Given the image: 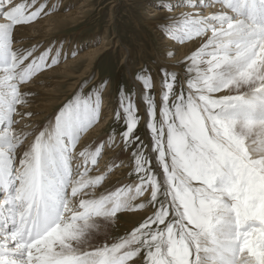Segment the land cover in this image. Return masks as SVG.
<instances>
[{"label": "snow or ice", "instance_id": "obj_1", "mask_svg": "<svg viewBox=\"0 0 264 264\" xmlns=\"http://www.w3.org/2000/svg\"><path fill=\"white\" fill-rule=\"evenodd\" d=\"M30 3L0 0V264H264V0L156 5L162 38L206 39L185 58L187 91L176 93L178 73L161 68L159 121L153 78L141 69L150 146L135 135L138 109L121 90L122 140L125 149L136 144L138 182L99 196L105 177L90 172L103 143L80 144L99 118L98 88L46 126L19 127L33 115L26 86L58 63L50 48L14 47L15 30L44 9ZM217 4L211 15L200 11ZM179 7L196 11L177 17ZM149 207L129 234L96 243L118 213Z\"/></svg>", "mask_w": 264, "mask_h": 264}, {"label": "rangeland", "instance_id": "obj_2", "mask_svg": "<svg viewBox=\"0 0 264 264\" xmlns=\"http://www.w3.org/2000/svg\"><path fill=\"white\" fill-rule=\"evenodd\" d=\"M14 2L29 3L31 9L30 0H14ZM168 2L169 0H36V6L38 7L43 4L44 9L36 20L23 26H34L30 31H33L35 35L43 36V39H46L43 41L44 43L41 42L38 46L33 43L34 37L29 39L19 37L17 34L19 30L17 29L22 26L18 27L14 32V36H17V39L15 38L14 41V47H19L17 46V41L23 40L26 45L21 46V48L35 47L37 54L50 48L52 50L51 57H58V63L37 73L36 76L49 70L51 71L54 67L61 65L67 60H76L63 72L59 71L60 73L45 75V81L41 82L44 88L41 90L42 93L40 91L35 92L31 90V99L35 101L30 99L28 109L34 113L33 115L39 114L37 111H40L32 107L33 105L38 107L45 105L44 107H49L50 109L47 114L43 112V116L48 115V117L44 118L42 116L40 118L41 120H38L41 121V123H39L36 129H39L40 126H46V123L51 120V118L53 119L54 115L58 113L68 101L78 96L86 98L90 92L94 94L97 88L102 92L99 118L82 137L90 133V130L97 125L101 123L105 124L104 122H106L108 116L105 115L101 118L100 115L103 111V106L106 105L108 106L107 110L110 111L109 113L112 115L110 116L111 119L103 126L104 128L98 137L99 139L102 137L101 141L95 138V140L93 139L88 143L89 146L91 142H98L99 145L101 142L103 143L101 155L98 158L99 161L97 165L93 167V170L100 167V160L104 154H110L108 149H118L117 154L120 156L112 166L107 170H103L105 173L101 175H103L105 179L96 188L102 190L105 188L104 190H106V184H109L108 186L112 184V175L121 163H126L128 167L125 170L126 173L124 174L123 171L124 175L120 174L123 177L117 179L111 188L107 190L113 192L119 187L138 182L137 174L134 171V157L132 155L136 144L134 143L125 149L122 140L125 121L123 112L121 111V90L123 89L125 94L131 95L133 103L138 109L136 114L139 120L134 133L140 137L144 145L148 146L151 144V133L147 128L149 117L147 106L143 99L145 90L142 81L137 79L138 75L141 73V69L147 70L153 78V88L149 90V94L153 95L157 105V121L161 118L159 110L162 107V95L164 91L161 68H167L169 71L178 73L177 84L174 89L176 93L180 91L181 85H183L185 91H187L188 74L185 71V58L190 56L192 52L187 55L183 54L184 52L180 49V46L186 42L194 43L204 38H194L184 42L174 40L175 42H171V45H169L170 42L164 43L165 39L162 38L157 28L153 29V27H151V22L159 21L162 14L157 16V13L151 11L150 6L156 7V5ZM171 2H176V0H171ZM187 9L188 7L176 8L173 15L179 17L180 14L178 13L188 12ZM219 10L220 7L217 4L214 7L203 9L201 12L206 15H211L213 12ZM70 11H78L80 13H78L77 18L68 19V21L58 17L59 15H69L71 13ZM52 14L54 16H52ZM44 19H50V24L45 23L46 21H42ZM103 42L107 50L104 49L102 51L103 53L101 52L94 62V66L92 65V67L89 68L88 63L90 57H84L83 55L90 47L93 49L104 45ZM169 53H171V55H169ZM80 55L82 57H80ZM36 76L34 78H36ZM223 94H229V92L226 93L225 90H223L217 95ZM231 94L235 93L233 92ZM44 102H49V104H43ZM29 105H31V107ZM117 112H120L119 119L117 118ZM33 115L26 118L31 119ZM27 119L24 120V123H28ZM81 143H83L82 138L80 140V144ZM144 154L152 157V167L157 174L162 177V169L156 164L155 153H151L149 148L146 147L144 149ZM146 193L147 192H145L142 197H138L135 203L146 202L150 196V192L147 197H145ZM100 194L101 193H95L96 196ZM140 212H147V214L142 218L132 219V221L130 219L128 220L126 216L121 215ZM150 214L151 207L147 210L133 208L128 212L118 213L117 215L121 216H118L111 226L100 233L96 243H103L105 238L107 240H116L121 236H126ZM132 225L134 227H132Z\"/></svg>", "mask_w": 264, "mask_h": 264}, {"label": "bare ground", "instance_id": "obj_3", "mask_svg": "<svg viewBox=\"0 0 264 264\" xmlns=\"http://www.w3.org/2000/svg\"><path fill=\"white\" fill-rule=\"evenodd\" d=\"M151 7V8H150ZM149 8L151 9V11L152 12H154V13H157L156 15L158 16V15H161L162 14V12H161V10H160V8H158V7H155V6H150ZM203 9H200V11H202ZM187 11L189 12V11H196L195 9H190V8H188L187 9ZM71 12V11H70ZM186 12V11H185ZM68 13V12H67ZM78 13H80V12H78V11H72L69 15H59L58 17L59 18H61V19H63V20H67L68 21V19H75V18H77V15H78ZM182 13V12H181ZM214 13V12H213ZM212 13V14H213ZM58 14H60V13H58ZM57 14V15H58ZM178 14H180V13H178ZM56 15V14H55ZM52 16H54L53 14H52ZM57 17V16H56ZM42 21H46L45 23H49L50 24V19H44V20H42ZM47 21H49V22H47ZM43 22V23H44ZM55 22V21H54ZM66 22V21H65ZM157 22L158 21H156V22H151V27H153V29L154 28H156V24H157ZM40 24V23H39ZM38 25V24H37ZM44 25V24H43ZM155 27H154V26ZM31 26H32V24H31ZM36 26V25H35ZM32 27H34V26H32ZM32 27H29V26H22V27H20V28H18L17 30H19V31H17V34L19 35V37H21V38H23V39H29V38H32V37H34L35 39L33 40V43L36 45H38L39 43H41V42H43V41H45L46 39H43V36H41V35H35V34H33V31L31 32L30 30H31V28ZM39 27V26H38ZM45 27V26H44ZM36 29V28H35ZM28 30V31H27ZM41 30V29H40ZM45 30V29H44ZM16 31V30H15ZM21 32V33H20ZM41 33V32H40ZM49 34V33H48ZM43 35V34H42ZM17 37V36H16ZM15 37V38H16ZM18 37V38H19ZM46 38V37H45ZM17 39V38H16ZM204 39H206V38H204ZM204 39H201V40H197L196 42H192V43H190V42H186V43H184L182 46H180V49L184 52L183 54H189V53H191V52H193V51H195L197 48H199L200 47V45L204 42ZM103 41H105V40H103ZM194 41V40H193ZM18 43V45L17 46H19V47H21V46H25L26 44H25V41H17ZM167 42H170L169 43V45H171V42L172 43H174L175 41L173 40V39H165V41H164V43H167ZM27 43V42H26ZM44 43V42H43ZM103 44H104V42H103ZM40 45V44H39ZM38 45V46H39ZM46 46V45H45ZM173 46H174V44H173ZM32 47V46H31ZM93 48V47H92ZM105 48H107L106 47V45L104 44V45H102V46H100V47H96V48H93V49H91V47H90V49L83 55L84 57L85 56H88V57H90L89 58V63H88V67L89 68H91L92 67V65L94 64V62L96 61V59H97V57L100 55V53L105 49ZM43 49H45V48H43ZM42 50V49H41ZM105 50H107V49H105ZM180 50V51H181ZM103 53V52H102ZM80 57H82L81 55H80ZM77 58V57H76ZM79 59V58H78ZM85 59V58H84ZM76 60H67V61H65L64 63H62L61 65H59V66H56V67H54L51 71L49 70V71H47V72H45V73H42V74H39L38 76H36V78H34L31 82H30V84L29 85H27L26 87L27 88H29V89H31V90H33V91H35V92H41L42 93V91L41 90H43L44 88H43V84H41V82H44L45 81V79H44V77H45V75H47V74H55V73H60V72H63V71H65V69L66 68H68V66H70V65H72L74 62H75ZM85 61V60H84ZM76 65V64H75ZM79 66V65H78ZM94 66V65H93ZM76 67V66H75ZM79 68V67H78ZM60 71V72H59ZM91 71V70H90ZM74 72V71H73ZM78 72V71H77ZM62 74V73H61ZM63 76V75H62ZM66 77V76H65ZM81 79V78H80ZM77 82V81H76ZM32 91V92H33ZM225 92L226 93H228V90H225ZM40 94V93H39ZM45 95V94H44ZM33 98V97H32ZM40 98V97H39ZM32 100V99H31ZM32 101H35V100H32ZM36 103H39V102H36ZM43 104H46V105H48L49 104V102H44ZM106 104V103H105ZM33 105V104H32ZM30 107H31V105H29ZM45 105H43L42 107H38V106H35V105H33L32 107H34V108H36V110H40V111H37V113L39 112V114H37V115H33V117L31 118V119H27V118H25V119H27L28 120V123H24V121H22V123L19 125V127H23L24 125H29L32 129H36L37 127H38V125H39V123H41V121H38V120H41L40 118L43 116V112H45V114H47L49 111H50V109H49V107L48 108H46V107H44ZM28 107V106H27ZM107 108H108V106H106V105H104L103 106V111H102V113H101V115H100V117L101 118H103V116H105V115H107L108 117V119L106 120V122L107 121H109V119H111L110 118V116L112 115V114H110L109 112L110 111H108L107 110ZM35 111V110H34ZM34 114V113H33ZM44 118H46V117H48V115L47 116H43ZM52 119V118H51ZM106 122H104L105 124H106ZM48 123V122H47ZM46 123V124H47ZM105 124H103V123H101L100 125H97L95 128H93L92 130H90V133H88L86 136H84V137H82V142L83 143H81V144H87L88 145V143L91 141V140H95V138L96 139H98V141H101V138L99 139L98 137L100 136V134H101V131L103 130V126L105 125ZM41 127V126H40ZM39 127V128H40ZM29 139H31V137H29ZM90 146L92 147V148H95V147H97V146H99V143L98 142H91L90 143ZM80 150H82L80 147H79V145L77 146V152H79ZM117 151H118V149L117 150H109L108 149V152H110V154L109 155H105L104 154V156L101 158V160H100V167L99 168H97V169H95V170H93V171H91L90 172V175H101L102 173H105V171L103 172V170H107L110 166H112L115 162H116V160H117V158H119V156L120 155H118L117 154ZM112 153V154H111ZM114 153V154H113ZM114 155H116V156H114ZM118 155V156H117ZM114 156V157H113ZM99 161V160H98ZM97 161V162H98ZM94 167V166H93ZM128 167H127V165H126V163H121L119 166H118V168L116 169V171L114 172V174L112 175V179H111V181H112V184L110 185V186H108L109 184H106V190L107 189H109V188H111V186L117 181V179H119V178H121V177H123V176H121L120 174H123V171H124V174L126 173L125 172V170L127 169ZM123 174V175H124ZM98 186V185H97ZM96 186V187H97ZM102 188V187H101ZM105 189V188H104ZM102 190V189H99V188H95V190H94V192L95 193H101L100 195H106V194H108L111 190ZM103 191V192H102ZM106 191V192H105ZM149 195V192H147L146 193V196L145 197H147ZM99 196V195H98ZM137 199H138V197H137ZM136 199V200H137ZM145 214H147V212H140V213H133V214H128V213H125V214H121V215H124V216H126L127 218H128V220L130 219L131 221H132V219H139V218H142V217H144L145 216ZM121 215H117V217L118 216H121ZM128 220H126V221H128ZM126 223V222H125ZM136 226V225H135ZM132 227H134L133 225H132Z\"/></svg>", "mask_w": 264, "mask_h": 264}]
</instances>
